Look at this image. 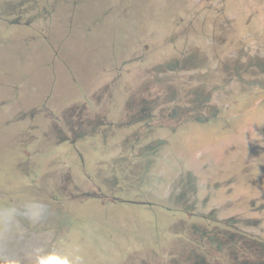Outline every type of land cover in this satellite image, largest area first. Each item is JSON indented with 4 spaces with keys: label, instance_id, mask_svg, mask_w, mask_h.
<instances>
[{
    "label": "rangeland",
    "instance_id": "rangeland-1",
    "mask_svg": "<svg viewBox=\"0 0 264 264\" xmlns=\"http://www.w3.org/2000/svg\"><path fill=\"white\" fill-rule=\"evenodd\" d=\"M225 1L221 23L233 25V37L250 33V14L264 19V0ZM194 2L0 0V14L7 9L0 15V264H36L49 251L68 264H176L196 228L244 217L249 229H264V106L246 107L249 93L236 89L231 111L241 113L233 121L186 126L125 113L122 100L135 89L127 81L136 85L139 65H162L151 78L172 73L166 63L184 44L185 24L171 21ZM119 4L131 10L120 13ZM171 31L180 35L171 39ZM195 45L211 57L210 37ZM142 53L146 60L120 76L122 59ZM180 73V84L197 82L198 74ZM151 90L165 92L159 84ZM251 94L260 100L264 89ZM84 103L100 123L74 127L75 135L70 111ZM257 111L250 145L244 129ZM116 176L118 183L104 184ZM75 182L151 204L74 197Z\"/></svg>",
    "mask_w": 264,
    "mask_h": 264
},
{
    "label": "flooded vegetation",
    "instance_id": "flooded-vegetation-1",
    "mask_svg": "<svg viewBox=\"0 0 264 264\" xmlns=\"http://www.w3.org/2000/svg\"><path fill=\"white\" fill-rule=\"evenodd\" d=\"M225 3V0H195L192 6H188L176 14L171 25L175 21L185 24L183 32H180L184 35L185 41L181 48H176L175 52L169 53L166 66L172 73L167 74L164 78H155L154 76L151 78L152 72L161 70L162 65L156 66L152 63L139 65L141 69L138 70L136 85H131L130 80L127 81L130 88H135L132 97L122 100L127 116L134 118L135 121L150 120L160 116L161 119L170 118L171 121L176 120L186 126L194 121H233L241 113V111L239 113L231 111L233 106L239 103L236 98L237 88L241 92L250 94L244 96L243 104L246 107L261 104L264 106V98L254 100L251 94L254 87L264 89V23H262L264 19L259 20L254 14H250L246 23L249 27L250 24H253L250 30L252 31L255 27L256 34L250 31L243 36L233 37V25L227 20L221 23V18H227ZM116 7L120 13L131 10L125 4H119ZM113 8L114 6L108 7L105 13L111 12ZM207 24L211 25V32H207L205 27ZM171 25L170 30L172 29ZM178 34L179 32L171 31L170 38L173 39ZM200 35L210 37L211 57H208L207 54L202 55L198 45H195ZM145 57L146 53H142L138 58L122 59V63L118 67L121 72L120 76L123 77L124 71H130L131 68L125 69V66H129L130 62L135 59L143 62L146 60ZM180 72L189 74L191 76L189 80L198 74L197 82L180 84L178 82ZM158 84L159 88H164L163 94L151 90ZM214 93L219 95L214 96ZM111 96H113L112 93ZM84 104L83 107L76 106L70 111V117L75 115L78 118L74 123L71 122L70 130L73 131V134L76 129L100 123L99 111L90 107L91 110L86 112L89 106ZM256 113L258 111L249 115V117L254 115L255 120L250 122L251 128L243 130L250 145L255 143V135L259 131ZM84 115L86 118L83 120ZM62 138L67 139V137ZM122 175L124 178H128L124 172ZM103 181L104 184L109 182L116 184L119 179L116 176L113 181L108 178H104ZM76 183L75 189L81 190L71 194L74 197H96L107 202L113 199L127 204H151L150 201L122 198L115 195L114 190L102 191L100 185H97V190H82L83 188L79 187L82 185ZM110 187L114 189V186ZM238 214L242 215L243 212ZM214 221L223 222L225 220L214 219ZM248 226H250L249 220L244 217L232 218L230 221H226L225 225L215 224L213 227L205 225L196 228L193 225L192 227L196 229L189 231L194 234H189V240H185L183 244L189 251L182 253L175 263L264 264V235L260 233L261 231L264 233V229L255 232ZM137 258L140 260L138 256ZM137 258L132 263H136ZM141 261L142 264L154 263L152 258Z\"/></svg>",
    "mask_w": 264,
    "mask_h": 264
},
{
    "label": "clouds",
    "instance_id": "clouds-1",
    "mask_svg": "<svg viewBox=\"0 0 264 264\" xmlns=\"http://www.w3.org/2000/svg\"><path fill=\"white\" fill-rule=\"evenodd\" d=\"M36 264H68V261L49 251L47 253L38 255Z\"/></svg>",
    "mask_w": 264,
    "mask_h": 264
},
{
    "label": "trees",
    "instance_id": "trees-1",
    "mask_svg": "<svg viewBox=\"0 0 264 264\" xmlns=\"http://www.w3.org/2000/svg\"><path fill=\"white\" fill-rule=\"evenodd\" d=\"M5 10H7V9H4V10L1 12V14H0V15H2V14L5 12Z\"/></svg>",
    "mask_w": 264,
    "mask_h": 264
}]
</instances>
